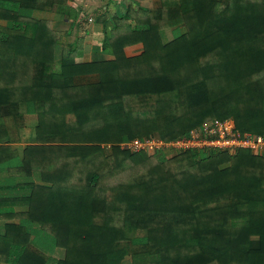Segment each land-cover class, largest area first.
<instances>
[{
    "label": "trees",
    "instance_id": "trees-1",
    "mask_svg": "<svg viewBox=\"0 0 264 264\" xmlns=\"http://www.w3.org/2000/svg\"><path fill=\"white\" fill-rule=\"evenodd\" d=\"M65 1L0 0V264H264V152L120 147L264 136V0L126 7L93 61L30 14Z\"/></svg>",
    "mask_w": 264,
    "mask_h": 264
},
{
    "label": "crops",
    "instance_id": "crops-1",
    "mask_svg": "<svg viewBox=\"0 0 264 264\" xmlns=\"http://www.w3.org/2000/svg\"><path fill=\"white\" fill-rule=\"evenodd\" d=\"M154 2L155 0H66L64 8L60 12L44 9L34 11L45 12L47 16L41 17L37 15L36 18L46 20L49 26L60 35L55 45L56 60H59L64 45L76 42L78 50L75 59L77 61H93L111 57L110 53L102 57L100 51L105 32L109 30L105 29L101 20L102 18L114 17L118 15V13L123 12L126 7H132L134 10H137L138 7L151 9L154 7ZM109 12L111 14H109ZM30 14L32 15V13ZM32 16L35 17V15ZM95 37L97 39H94ZM95 40L97 41L96 44L94 43ZM128 47L135 48L136 45ZM98 48L99 51L96 50ZM139 50L140 47L137 49L136 53L139 52ZM24 144L25 143L15 144L17 145L16 147L19 153L23 149ZM18 145L22 146L19 148ZM55 255L58 256L59 252L56 251Z\"/></svg>",
    "mask_w": 264,
    "mask_h": 264
},
{
    "label": "built area",
    "instance_id": "built-area-1",
    "mask_svg": "<svg viewBox=\"0 0 264 264\" xmlns=\"http://www.w3.org/2000/svg\"><path fill=\"white\" fill-rule=\"evenodd\" d=\"M120 147L130 153L144 151L151 155L163 152L167 157L192 148L218 149L230 154L248 149L253 154H261L264 152V136L238 132L231 118H213L191 129L186 136L165 141L154 134L132 138L120 143Z\"/></svg>",
    "mask_w": 264,
    "mask_h": 264
},
{
    "label": "rangeland",
    "instance_id": "rangeland-1",
    "mask_svg": "<svg viewBox=\"0 0 264 264\" xmlns=\"http://www.w3.org/2000/svg\"><path fill=\"white\" fill-rule=\"evenodd\" d=\"M119 11H120V10H119ZM30 13H32V15H35V17H36L37 15H40L41 17L47 16V15L45 14V12H41V11H34V10H31ZM109 14H111V13L109 12ZM88 22H89V20H88ZM104 27H105L106 30H108V29L110 30L111 23L109 22V20L105 22ZM109 30H108V32H109ZM94 39H97V38L95 37ZM96 42H97V41L95 40L94 43L96 44ZM99 44H100V42H99ZM95 46H96V45H95ZM138 48H139V45H136L135 48H134V47H126L125 50H126L127 53H136V51H137ZM77 50H78V47H77V49H76V52H77ZM96 50L99 51V48L96 49ZM100 51H101L102 57H105V56H107V55L109 54L108 52H106V51H104V50H102V49H100ZM75 58H76V54H75ZM29 119H30V118H29ZM30 121H31V120H28L29 123H30ZM16 146H17V145H14V147H15L16 149H18ZM18 146H19V148H20V146H22V145H18ZM19 150H20V149H19Z\"/></svg>",
    "mask_w": 264,
    "mask_h": 264
}]
</instances>
